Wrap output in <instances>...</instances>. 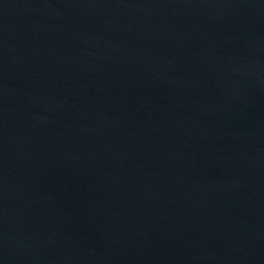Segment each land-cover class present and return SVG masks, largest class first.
I'll return each instance as SVG.
<instances>
[{"label": "water", "instance_id": "95a60500", "mask_svg": "<svg viewBox=\"0 0 264 264\" xmlns=\"http://www.w3.org/2000/svg\"><path fill=\"white\" fill-rule=\"evenodd\" d=\"M0 264H264V0H0Z\"/></svg>", "mask_w": 264, "mask_h": 264}]
</instances>
